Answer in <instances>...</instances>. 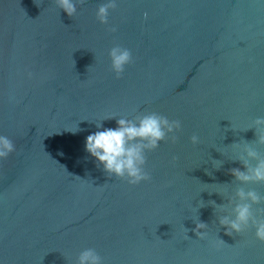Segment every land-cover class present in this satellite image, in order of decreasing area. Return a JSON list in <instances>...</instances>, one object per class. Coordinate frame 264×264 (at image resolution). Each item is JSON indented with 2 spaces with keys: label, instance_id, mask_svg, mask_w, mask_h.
Returning <instances> with one entry per match:
<instances>
[{
  "label": "water",
  "instance_id": "water-1",
  "mask_svg": "<svg viewBox=\"0 0 264 264\" xmlns=\"http://www.w3.org/2000/svg\"><path fill=\"white\" fill-rule=\"evenodd\" d=\"M105 2L69 17L55 0H0V135L16 145L0 159V264H76L86 248L103 264H264L255 229L226 235L211 204L240 186L264 196L230 172L246 170L232 143L264 117V0H117L102 24ZM115 45L133 54L120 78ZM147 112L179 119L178 140L147 153L150 180L109 177L87 136Z\"/></svg>",
  "mask_w": 264,
  "mask_h": 264
},
{
  "label": "clouds",
  "instance_id": "clouds-1",
  "mask_svg": "<svg viewBox=\"0 0 264 264\" xmlns=\"http://www.w3.org/2000/svg\"><path fill=\"white\" fill-rule=\"evenodd\" d=\"M77 3L83 5L86 0H55L56 6L63 9L69 17L76 15ZM117 7V0H107L100 4L96 12L97 19L102 24H108L110 10ZM144 15L147 18L148 13L145 12ZM109 30L115 32L117 28L113 26ZM109 57L111 69L117 78L122 76L126 65L133 63L132 51L121 45L113 46L109 51ZM27 75L31 78L33 72L28 71ZM113 118L116 116H109L103 121ZM103 121L99 124L95 123L99 130L87 136L86 151L96 159L98 167L103 165V170L109 177L115 176L127 180L131 185L151 179L150 173L145 168L147 153L157 149L161 141L171 140L175 143L178 140L175 133L182 129V122L179 119L170 120L166 115L158 112H147L131 119L120 117L116 120L117 127L115 128L104 127ZM251 129H255L256 139L246 140L242 145L239 142L232 143L234 147L241 150L238 160L246 170L232 168L230 172L242 185L264 184V153L254 146L264 145V117L256 118L253 126L245 131ZM80 130L78 126L72 132ZM190 139L193 145L200 142L197 134H193ZM15 151L16 145L13 140L0 135V159H7ZM173 159L176 160L178 157H173ZM213 161L217 165L216 169L219 170L223 163L220 160L214 159ZM262 202H264V196L255 189L246 190L245 187L240 186L235 190L227 205L216 204L214 200L211 204L225 213L219 217V224L225 227L226 235L234 236L254 228L255 238L264 242V207L254 208V205H260ZM208 227L207 223L198 221L191 231H194L200 239H205L208 235L205 230ZM185 229L188 233L189 229L186 227ZM220 243H225V241L221 239ZM76 264H103V258L94 248H86L79 253Z\"/></svg>",
  "mask_w": 264,
  "mask_h": 264
}]
</instances>
